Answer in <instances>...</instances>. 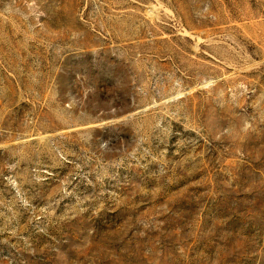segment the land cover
Here are the masks:
<instances>
[{
    "label": "rangeland",
    "instance_id": "1",
    "mask_svg": "<svg viewBox=\"0 0 264 264\" xmlns=\"http://www.w3.org/2000/svg\"><path fill=\"white\" fill-rule=\"evenodd\" d=\"M0 264H264V0H0Z\"/></svg>",
    "mask_w": 264,
    "mask_h": 264
}]
</instances>
